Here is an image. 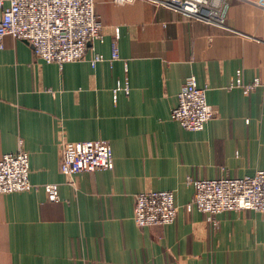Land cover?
<instances>
[{
    "label": "crops",
    "instance_id": "0c3cea01",
    "mask_svg": "<svg viewBox=\"0 0 264 264\" xmlns=\"http://www.w3.org/2000/svg\"><path fill=\"white\" fill-rule=\"evenodd\" d=\"M229 2L223 27L161 0H95L104 38L62 66L5 37L0 158L25 149L40 188L0 199V264H264V213L224 211L216 225L187 207L190 179L264 170V0ZM239 69L261 84L232 87ZM192 76L217 110L200 131L172 118ZM62 139L110 140L114 168L65 174ZM149 190H174V222L136 224L135 196Z\"/></svg>",
    "mask_w": 264,
    "mask_h": 264
},
{
    "label": "built area",
    "instance_id": "2783aa9c",
    "mask_svg": "<svg viewBox=\"0 0 264 264\" xmlns=\"http://www.w3.org/2000/svg\"><path fill=\"white\" fill-rule=\"evenodd\" d=\"M122 2L130 0H119ZM189 16L226 27L225 18L229 0H161ZM0 48L5 37L12 36L29 42L35 55L44 61L63 65L84 58L90 44L104 38L95 0H0ZM120 27L115 28V36ZM113 58H119L114 45ZM96 53L93 63L104 60ZM260 78L252 83L243 80L237 71L231 86L243 87L246 92L261 84ZM178 105L172 118L192 131L203 130L216 117L217 110L208 102L207 88L201 87L192 76L178 94ZM61 170L67 175L78 172L113 169L115 156L110 140L95 139L60 144ZM195 187L187 207L196 206L207 218L218 225L216 215L224 211L254 210L264 213V170L241 178L189 180ZM40 185L30 180V156L20 148L0 158V199L11 192L34 190ZM49 200L59 201L58 184H45ZM134 220L139 227L165 225L175 221L178 206L174 190H149L135 196Z\"/></svg>",
    "mask_w": 264,
    "mask_h": 264
}]
</instances>
